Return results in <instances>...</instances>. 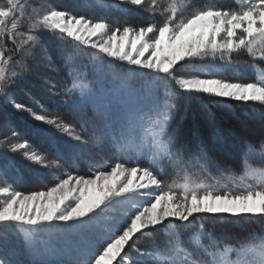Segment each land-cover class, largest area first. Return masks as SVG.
<instances>
[{
	"label": "snow or ice",
	"instance_id": "snow-or-ice-1",
	"mask_svg": "<svg viewBox=\"0 0 264 264\" xmlns=\"http://www.w3.org/2000/svg\"><path fill=\"white\" fill-rule=\"evenodd\" d=\"M89 2L80 0L84 7ZM112 7L126 16L141 12L145 23L121 27L105 16L94 20L61 10L51 0L36 7L21 0L0 2V101L48 126L32 125L24 131L43 137L55 148L52 157L36 149L21 137L10 117L0 124V148L6 150L0 162V225L22 234L31 264H161L162 256L169 257L164 264H264V229L218 238L204 224L205 216L241 226L253 217L264 221V167H252L249 160L259 149L264 164V132L255 141L243 140L242 175L234 178V169L208 155L209 145L201 137L181 139L175 130L169 131L181 93L189 99L214 97L219 106L229 101L264 105V72L251 81L226 78L214 64L198 63L217 59L230 63L233 54L242 52L264 61V0H239L227 7L209 0H120ZM44 32L58 42L57 55L71 82L56 90L45 80L43 88L49 97L62 98L69 119L49 113L39 96L26 93L33 107L13 94L29 74L42 78L41 69L59 72ZM68 38L72 53L65 48ZM84 49L94 50V81L83 80L73 63L74 55ZM40 53H45L44 60L32 64ZM124 63L129 67L120 66ZM189 66L190 74L183 75ZM141 73L152 77L154 88L163 86V99L154 91H130L128 95L143 98L145 105L122 103L126 81ZM169 81L175 82L171 90ZM89 107L98 119L83 118ZM89 126L95 145L107 144L115 150L114 163L94 168L88 176L48 173L53 178L50 186L18 190L23 172L7 152H20L37 166H59L56 162L64 159L60 141L87 144L84 134ZM214 141L228 143L222 136ZM211 167L217 176L208 172ZM169 168L179 179L165 183L163 174ZM196 168L207 174L205 179L197 178ZM35 171L36 179H42L44 173ZM226 172L235 186L221 183ZM42 234L49 238L41 239ZM55 236H62L64 242L54 243ZM142 237L152 241L150 249L138 247ZM204 238L207 244L202 243ZM0 264L22 261L0 246Z\"/></svg>",
	"mask_w": 264,
	"mask_h": 264
},
{
	"label": "rangeland",
	"instance_id": "rangeland-1",
	"mask_svg": "<svg viewBox=\"0 0 264 264\" xmlns=\"http://www.w3.org/2000/svg\"><path fill=\"white\" fill-rule=\"evenodd\" d=\"M0 2H3V0H0ZM21 2L24 4H31L33 7H36L41 4L48 3V0H21ZM51 2L55 4L56 7L61 10H68L77 15H85L94 20L96 18H99L100 16H105L111 21H114V22L118 21L121 27L128 26V25H137V26L142 25L145 23V18H146L145 14L141 12H136V11H131L126 16L124 13L112 7V5H119L120 0H100V3L107 5L108 7H101L100 4L97 3V0H90L89 5L87 7L81 6L80 0H51ZM209 2L216 3L218 5L222 4L227 7V6H234L238 4L239 0H209ZM121 6L124 8H132V6L127 5V4H123ZM29 11H31V8H29ZM125 19H127V24L124 23ZM113 27H115V24H113ZM22 31L26 32V28L22 29ZM42 35L44 36L46 40L50 42L49 47H48V52L51 53L53 59L59 65V72H52L51 70L41 69L40 71L43 73L42 78L38 77L35 74H29L26 79L21 80L17 83L16 87L13 89V94L18 101H23L25 103H28L29 106H33V105L29 103L28 95H26V93L39 96L41 99V102L44 103L49 113L59 112L60 114L65 115L66 119H69L70 117L66 116L68 109L63 105L62 98L61 97H49V95L45 92L43 88V84L45 80L49 81L51 84H55L56 90H62L71 81L67 75V69L64 67L63 63L60 61L57 55V49L59 45H58V42L55 40V37L53 35H50L47 32L42 33ZM6 47H12L11 43H7ZM65 48L67 52L69 53L73 52L70 38H68V40L65 42ZM90 50L91 49H84L82 53L76 54L73 57V63L78 68V70L81 73H83L82 79L85 81H94L95 79V75H94L95 68L93 67V64L95 63V61H93L91 58V52L94 50L92 51ZM44 58H45V53H40L39 56H37L35 60H32L30 62L32 64H38L41 61H43ZM115 63L119 64V62H115ZM198 63H203L207 65L214 64L216 66V69L219 71L220 75H223L226 78L237 77L240 79H246V80L251 81L252 79L259 78L260 74L264 72V67L259 66V64L264 65V61H262L259 57L253 59L252 57L248 56L246 52H242L239 54H233V60L230 63L227 61H221L219 59L215 61L207 60V61H202ZM89 66H91L90 69H89ZM120 66L124 68L129 67L126 63ZM104 67L105 69L107 68L106 65ZM17 71H19L18 68H17ZM190 71L191 69L189 66V71L183 73V75H189ZM103 74L107 75L108 73L107 71H105ZM117 87H119V85H117ZM168 87L170 90L174 88L175 82L169 81ZM130 91L143 92L145 94L154 91L158 96L161 97V99H163L164 97L163 86L161 85L159 87L154 88L152 85V77L149 75H145L143 73H141L138 76H134L126 81L121 102L126 103L133 107L144 106L145 101L143 100V98H137L136 96L128 95ZM234 102L236 101L227 102L228 103L227 106L231 107L234 104L236 105V107H238V105ZM238 103H240L239 105L243 106V108L246 111L250 110V111H254V112L256 111L260 113V115H262V117L260 118L264 120L263 118L264 117V110H263L264 105H261L258 102H249L248 104H243L241 102H238ZM255 105H258V107L259 106L261 107L256 108ZM175 107H176V104H175ZM6 113L8 114V116H6ZM183 115L184 114H182V116ZM252 115H253V112L250 113L251 117ZM253 116H256V114H254ZM9 117L14 122V124L18 127V130H20L22 138L29 139L32 142V144L35 146V148L41 150L42 153H48L50 157L55 155L54 146L50 145L43 137L32 135L24 131L26 127H30L32 125H35L38 127H44V128H47L48 126L41 125L40 122L33 121L32 118L26 112L17 113L10 106L5 105L2 101H0V124H3L5 120ZM90 117L94 119H98L93 116V110L91 107L87 108L86 112L83 113V118L85 120H87ZM75 122L77 123L78 130H79V120ZM217 123H218V119L216 120V124ZM256 128H257V125L256 126L255 125L254 126H251V125L244 126V128H241V129H247V132L242 131L241 134H238V135L235 134V138L229 139L230 144H232L233 148H235L236 145L242 144L245 138L252 139L253 141L257 140L260 134L264 132V128L255 130ZM50 130L54 131V129H50ZM212 134L207 133L206 135H200V137L202 138L204 136L205 137L204 141L206 137H209L206 141H209L208 145H210L212 144V141L214 142V138ZM2 135L3 133L0 132V138H2ZM56 135L60 136L59 133H57ZM229 135L230 134H228V136ZM84 139L88 141L87 144H79L75 141H69L68 144L65 145L63 140H61L58 146L61 152L63 153L64 159L62 161L56 162L59 166L54 165L51 168H48L46 166H37L35 164L28 162L27 160L23 158L20 152H17V153L7 152V157L10 158L12 161H14L16 166H18L23 172V180L19 183L18 190L27 192L30 190H36L37 188H42L43 186H50L53 178L50 175H48V173L54 172L56 173L57 176H60V175H64L65 172H72L73 174H80V175L88 176L91 174L92 169L104 167L110 163L115 162V160L113 159L115 150L113 148H111L107 144H105L103 148H101L93 143L92 135H91V126L88 127V132L84 134ZM230 144H226V146L228 148H232V145ZM241 148L240 150H238L239 151L238 155H234V157L231 160L227 161L226 163L228 164L230 168L234 169V178L242 175L241 157H240ZM5 151H6L5 149L0 148V162H2V155L3 153H5ZM210 157L214 161L220 164V160L216 159L215 155H212ZM132 159L134 161L136 160L135 154H132ZM249 160H250V164L252 167H264V164H262L260 160L259 149L257 150L256 154H254L253 156L249 158ZM139 162L145 165L147 163L146 160H140ZM38 168L41 172L44 173L43 178L39 180L36 179L37 172L35 171ZM193 172L196 174L197 178L199 179H205L207 176V174L200 172L198 168L193 169ZM208 172L211 174L212 177L217 176V172L214 167L209 168ZM228 177H229V173L226 172L224 176L221 178V183H228L229 187L235 186L232 183V181L228 179ZM173 179L178 180L179 177H177L170 168L165 169L164 174H163L164 182L171 183ZM247 182L252 183L253 181L249 179ZM205 217L216 219L215 217H211V216H205ZM224 219L225 218H220V220H224ZM204 222L207 223L208 220L204 218ZM230 228H231L230 226H227L226 227L227 231L230 230ZM206 230L212 231L208 229L207 227H206ZM216 236L218 235L216 234ZM40 238L48 239L49 237L47 234H42ZM157 239L163 240L164 238L161 236H158ZM53 242L63 243L64 242L63 237L55 236L53 237ZM185 242L187 243V233L185 234ZM202 243L207 244L208 243L207 238H204L202 240ZM0 246H5L8 250L14 252L16 254V258L22 261V264H31V257L27 252L26 246L24 244L23 236L21 233H19V231L16 228L5 227L3 225H0ZM151 246H152V241L150 239H146L142 237L141 240L138 242V247L141 249L148 250L151 248ZM131 255L134 258L137 257L136 252H132ZM230 258L232 260L237 259L235 255H231ZM168 259L169 257L162 256L160 258L161 264H164V262L167 261Z\"/></svg>",
	"mask_w": 264,
	"mask_h": 264
},
{
	"label": "trees",
	"instance_id": "trees-1",
	"mask_svg": "<svg viewBox=\"0 0 264 264\" xmlns=\"http://www.w3.org/2000/svg\"><path fill=\"white\" fill-rule=\"evenodd\" d=\"M90 51H92V49ZM90 67L91 66H89V69ZM214 100L215 98L209 96H201L198 99H189L181 93L175 102L176 107L174 109L173 118L170 121V130H175L181 139L191 138L194 134L200 137V135L214 133L212 134L213 138L216 136H222L228 141L226 144H230L229 139L235 138V134H241L242 131L247 132L248 128L241 129L244 128V126L257 125L255 130L264 128V120L260 118L262 117L260 113L250 110L246 111L238 102H234L238 107L234 104L229 107L227 106L228 103L225 106H219L213 102ZM255 106L256 108L261 107H258V105ZM251 112H253V115L256 114V116L252 115L251 117ZM182 114L184 115L182 116ZM217 119L218 123L216 124ZM228 134L230 135L228 136ZM204 138L205 137L203 136L202 139L204 140ZM208 138L209 137H206L205 141ZM205 143L209 144V141H206ZM226 144L221 145L212 141V144L209 145L210 149L208 153L209 156L215 155V158L220 160V164L224 166H228V164H226L227 161L231 160L234 155H238V150L242 147V144H238L233 148V145L230 144L232 145V148H228ZM204 218L208 220L207 223L204 222L206 227L212 231L214 230L218 235V238L223 237L224 235H231L234 237L242 236L244 235L245 229H253L257 233L264 229V221H261L256 217L242 222V226L237 225L236 223L231 222L230 219L226 218L224 220L217 218L212 219L210 217ZM225 226H230V230L227 231Z\"/></svg>",
	"mask_w": 264,
	"mask_h": 264
}]
</instances>
